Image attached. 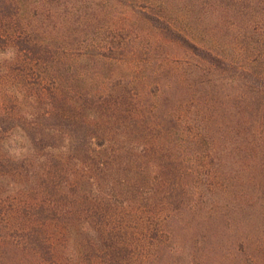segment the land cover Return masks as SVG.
Listing matches in <instances>:
<instances>
[{"label": "trees", "instance_id": "trees-1", "mask_svg": "<svg viewBox=\"0 0 264 264\" xmlns=\"http://www.w3.org/2000/svg\"><path fill=\"white\" fill-rule=\"evenodd\" d=\"M212 7L262 17L223 42ZM263 32L264 0H0V264H264Z\"/></svg>", "mask_w": 264, "mask_h": 264}, {"label": "rangeland", "instance_id": "rangeland-1", "mask_svg": "<svg viewBox=\"0 0 264 264\" xmlns=\"http://www.w3.org/2000/svg\"><path fill=\"white\" fill-rule=\"evenodd\" d=\"M225 3H228V1H231V0H224ZM211 14H209L207 17V23L208 25L210 26L209 29H211V31H209V34H212V35H216L218 38H220L223 42L226 41V36H227V27H228V21L229 20H235V21H238L239 22V27L241 25H245L246 23H252L251 21H258L261 19L262 15L261 14H258V13H255L253 11V13H250L248 14L244 19H239V18H235V16H233V19L230 17L232 16V13L231 12H221V10H218V9H213V7L211 8ZM108 20V19H107ZM106 20V21H107ZM109 21V20H108ZM247 21V22H246ZM249 21V22H248ZM105 23V22H104ZM107 24V22L105 23ZM110 24V23H109ZM139 27H136V32L135 33H146V30H143V28L140 26V25H137ZM106 29H103L100 33V37L103 39V40H107V39H110L112 37H115L116 39H121V36L123 37L125 33L123 32H115V33H112ZM254 36L251 34H249L252 41H259V36L257 35V33H253ZM264 34V32H263ZM251 42V41H249ZM261 42V40L259 41ZM256 43L255 46H256V50H251V52H248L247 54H244L242 59L243 61L246 63V65H248V68L250 69L249 72H250V81L251 83H264L263 81H260L259 80V76H261L262 73H264V40L261 42V43ZM144 58V57H143ZM242 61V62H243ZM106 72L108 73H111V71H109L108 69H111L112 71H114V73H120V71H123V67L122 66H114V65H111L110 62H107L106 64ZM233 74V72L231 73H228L226 75L224 80H219L215 83H232V81L230 79H226L227 77L231 76ZM137 79V80H136ZM136 79L135 81L137 82H140L139 81V77L136 76ZM261 79V78H260ZM259 80V81H258ZM109 81V80H108ZM107 81V82H108ZM164 80L160 81L161 83L164 82ZM118 82V81H116ZM239 83V82H237ZM260 224L264 221L263 220H259L258 221Z\"/></svg>", "mask_w": 264, "mask_h": 264}]
</instances>
